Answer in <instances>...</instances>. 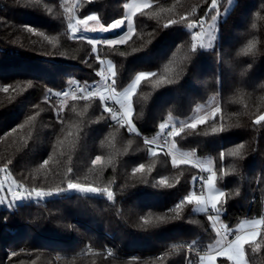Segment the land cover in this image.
I'll use <instances>...</instances> for the list:
<instances>
[{"label":"trees","instance_id":"trees-1","mask_svg":"<svg viewBox=\"0 0 264 264\" xmlns=\"http://www.w3.org/2000/svg\"><path fill=\"white\" fill-rule=\"evenodd\" d=\"M126 1L80 0L76 13H95L108 26L124 16ZM149 1L143 15L134 13L126 44L93 50L90 38L72 33L64 0H0V168L27 190H58L71 180L113 193L109 200L73 190L2 207L0 244L21 240L15 255L0 252V264H197L186 246L209 249L217 229L208 212L176 205L192 191L199 167L183 158L174 166L172 152L145 141L155 140L160 123H190L195 107L215 93L219 114L185 128L173 149L212 161L225 192L221 218L233 235L243 218L261 217L264 122L254 121L264 113V0H235L218 22L216 45L196 43L195 52L192 34L214 15L211 0ZM218 1L222 10L227 0ZM103 59L115 65L120 90L140 72L155 73L133 96L136 132L111 125L98 98L60 103L47 94L46 87L98 80ZM96 156L102 159L94 163ZM159 216L170 219L157 223ZM244 251L248 264H264L263 230ZM217 263L233 264L224 255Z\"/></svg>","mask_w":264,"mask_h":264},{"label":"snow or ice","instance_id":"snow-or-ice-1","mask_svg":"<svg viewBox=\"0 0 264 264\" xmlns=\"http://www.w3.org/2000/svg\"><path fill=\"white\" fill-rule=\"evenodd\" d=\"M211 6L213 8H216L217 6V0H211ZM129 7H133L129 5ZM140 9L141 15H143V9L146 7H150V4L145 2L143 5L136 6ZM96 19L94 16L89 15L86 19L83 20H77L76 24L83 26L84 29L88 28V21H92ZM215 19V17H213ZM172 23H175V21H172ZM69 27H72L73 30H76L75 25L69 24ZM189 28H196L197 24L196 22H193L192 24L188 25ZM30 31L32 29H29ZM103 31H116L121 30L120 34L113 37L104 39L103 41L95 40V39H88V43L93 46V50H95V46L99 43H103L105 45L109 46H116L121 44H126L131 38L132 34L134 32V29L131 24V20L128 19L127 21L125 19H117L114 22H112L108 27L104 28L102 27ZM92 31H95V29H92ZM202 37V33L200 31L195 32L192 39L194 41L200 40ZM81 40L85 39L86 37L81 34L79 37ZM200 47H211V43L204 45L203 43L200 44ZM191 50L195 52L197 50V44L193 43L191 45ZM99 59V57H97ZM103 63V61H101ZM109 70H110V76L111 79H109V76H103V70H101L100 75L103 76L106 83L104 84L103 89H95V90H85L84 88L80 89V98L81 99H92V98H98L101 102H103V112L108 114V119L116 121L117 123H121L122 126H125L127 128V131L129 132H135V125L132 122V113H133V101L132 97L136 93L137 86L140 85V83L143 80H146L147 78L154 76V72H140L139 75L136 76L135 81L132 83V85L126 89L124 92L120 93L117 92V84H116V77L117 72L115 71V65H112L109 61ZM9 89L8 87H4L3 91L7 92ZM51 92V89L48 90ZM107 93L105 95L104 93ZM62 93L57 92L55 95L60 96ZM64 96H68L69 93L64 92ZM73 99H76L75 96H73ZM108 101H113L115 104L119 105V108L116 110L113 109V107L109 106ZM220 112L219 108H215L211 113L210 116L215 118L216 114ZM207 117H198L194 121L188 124H183L180 128H168V125L166 123H160L159 129L163 132L167 129V135L169 137H178L180 136L185 128L195 129L199 124H202L205 122V119ZM31 119V117H30ZM262 122H264V114L259 115L254 123L259 125ZM220 131H224L223 126L220 127ZM213 131H216L214 128ZM145 143H152L151 141H145ZM165 144H167V141H165ZM243 147V145H241ZM155 151H152V155H155ZM233 155H236V152L232 153ZM223 155V153H221ZM102 159L100 156H96L94 163L99 162ZM47 160H44V163L47 164ZM172 163L174 166L177 165V159L175 156L172 157ZM180 163L187 164L189 163L186 159H181ZM196 167L197 165H193ZM144 164H140L135 171H142L144 169ZM5 169H0V171H5ZM69 172H71V169H69ZM207 172L210 173L207 177H201L198 178L206 191L201 190L200 194L198 195L196 191H193L190 195H187L183 198V200L180 201L176 205V208H180L184 203H187L189 205L195 204L198 206V210L201 212H207L209 208L213 210L216 213H219L220 208L218 205H221L222 200L225 198V192L222 190H219L215 187L216 184V173L209 167L207 169ZM13 184H16L15 181L12 182ZM65 190H78L80 192H87V193H106L107 198L109 200L113 199V193L111 191H108L107 189H97L91 186H86L80 183H74L71 180L67 183V189H58V192H63ZM0 191H7L11 193V198L13 201L16 200H25V199H32L35 198H42V197H49L53 195V192L51 191H45L42 188H32L30 190H20V185H16V187L13 189L12 187L5 188L4 184L0 182ZM5 202V197L0 196V204H3ZM168 219H170L167 216H159L156 218L157 223H164ZM208 219L213 222L212 227L215 228V225L217 222H219V215H209ZM149 220H145V224H149ZM257 223L264 224V221H251L249 222L250 227L254 226ZM223 231H217V235L221 238H224L228 235H233V232L229 229L227 224H222ZM241 229H243V225H241ZM258 235V233L253 230L250 232H243L241 231L240 234L235 235L234 240L227 241L225 245L219 250V252L216 253V255H224L226 250L228 253H230L227 256V259L232 261L233 264H245L244 256V245L249 244L253 241V239ZM15 255V253H13ZM203 259V257L201 258Z\"/></svg>","mask_w":264,"mask_h":264},{"label":"rangeland","instance_id":"rangeland-1","mask_svg":"<svg viewBox=\"0 0 264 264\" xmlns=\"http://www.w3.org/2000/svg\"><path fill=\"white\" fill-rule=\"evenodd\" d=\"M64 1H65V7L67 9V12L69 13L68 15L71 16L70 23L75 25V27H76L75 31L73 30L72 27H70V29H71V31H72V33L74 35L80 36L81 34H83L87 38L103 41L104 39L113 38V37H115V36L120 34L121 30L107 31V32L103 31L102 27L106 28L109 25L108 26H104L100 22L97 14H95V13L90 14V15L94 16L96 19H94L92 21H88V28L87 29H84L83 26H81V25H77L76 24L77 20H83V19L87 18V16L84 17V18H80L78 16V14L76 13V6L79 4L80 0H64ZM145 2H146V0H127L125 2V5H124L125 6V8H124V16L121 19H125L126 21L128 19H130L132 27L134 28V13L139 10V8L136 7V6L143 5V4H145ZM147 2L150 3L149 0H147ZM234 2H235V0H227L225 6L221 10V9H219L220 3L217 0V6H216V11H215L214 15L210 18V20H208L206 22V24H203L200 28H197L193 32L192 37L195 34V32H197V31H200L202 33L201 39L200 40H196L195 43H197V44L203 43L204 45H207V44L211 43V47H205V48H212V47H214L216 45L217 37H218V22H219L221 17L225 16L228 13L230 8L233 6ZM129 5H131L133 7L130 8ZM213 17H215V19H213ZM92 29H95V31H92ZM97 46H98V44L95 46V48ZM109 61H110L109 59H106V64L108 66V69H109ZM111 64L114 65L113 62H111ZM103 66H104V63H103ZM137 75H139V73L136 74L133 77V79L122 90H120V93L124 92L126 89H128L132 85V83L135 81V78H136ZM138 86H137V88H138ZM132 101H133V97H132ZM132 107H133V105H132ZM215 108H219L220 109V95H219V93L213 94L208 101L197 105L195 107V110H194L193 114L190 117H188L187 122L191 123L196 118L202 117V116L203 117H207L205 119V121L208 120L209 118H213V117L210 116V113ZM218 114L219 113H217L216 116ZM262 114H264V113H262ZM173 123H175V122H168L166 124L169 127V125H171ZM161 133H162V131L160 130L157 133V135L155 136V139L158 138V136ZM173 143L174 142L172 141V143H171L172 147H173ZM174 155L176 156V158L177 157L179 158V159H177V161H180L181 157H184L188 161L189 160L193 161L194 163H196V165L199 163V166H201L206 171H207V169L209 167L213 170V164H212V161L209 158H199V157H196L193 153L182 154L180 152H176V153H174ZM0 169H2V168H0ZM3 169H5V168H3ZM208 175H210V173H208ZM13 181L14 180L10 176V174L8 173L7 169L5 171H0V182H2L4 184L5 188L12 187L14 189L16 187V185H19L16 181H15L16 184H13L12 183ZM86 186H91V185H86ZM91 187L97 188L95 186H91ZM215 187L217 189H219V190H222L217 184H215ZM63 189H67V187H65ZM97 189H99V188H97ZM20 190L24 191L26 189L24 187L20 186ZM50 191L53 192L52 196H56V195H59L60 193H62V192H58V190H50ZM70 191H73V190H65L63 192L68 193ZM205 191H206V189H205ZM83 193H87V192H83ZM94 194H100V193H94ZM0 196L5 197V202L3 204H0V209L2 207H7L9 209H13L15 206H17V204H21L22 202H24V200L13 201L12 198H11V193L7 192V191H0ZM52 196H49V197H52ZM49 197H42V198L33 197L32 199H25V200H35V201H37V200H45L46 198H49ZM218 207L220 208V205H218ZM193 208H194V210L199 211L197 205L194 204ZM220 212H222L221 209H220L219 213H214L213 215H219V222H217V223H220L222 225L224 223L221 221V213ZM217 238L219 239V236ZM8 240H9V242L7 243V245H5L4 242L0 244V252L3 251V249H7L8 250L7 257L9 258L10 256L13 255V253H15L17 251L16 244L19 243L21 238L20 237L11 236ZM21 249L25 250V249H27V246L23 245V246H21Z\"/></svg>","mask_w":264,"mask_h":264},{"label":"built area","instance_id":"built-area-1","mask_svg":"<svg viewBox=\"0 0 264 264\" xmlns=\"http://www.w3.org/2000/svg\"><path fill=\"white\" fill-rule=\"evenodd\" d=\"M203 21H204V18L201 17L200 20L198 21V23L202 24ZM103 63H104V66L102 68L103 76H109V79H111L110 71H109L108 66L106 64V59H103ZM100 72H101V69H97V70L94 71V73L99 77V79L94 81V82H92V83H84V82L75 81L72 84H70V85H68V86H66V87H64L62 89H59V90L46 87L47 88V94H48V96L50 98L56 99L58 102L63 103L66 99L72 98L73 96H75L76 98H80V89L81 88H84L86 91L89 90V89H91V90L103 89L104 84L106 83V81L104 80L103 76L100 75ZM49 89H51V92L48 91ZM116 90H117V92H120V89L118 88V86H117ZM57 92H60L62 94L60 96H57V95H55ZM64 92L69 93V95L68 96H64L63 95ZM104 94L107 95L106 92ZM108 104H109V106L113 107L114 110L119 108V105L115 104L113 101H108ZM102 105H103V102H102ZM114 123H117V122L111 120L110 124L112 125ZM168 128L171 129V128H177V127L173 125V126H169ZM172 138L173 137H169L167 135V129H166L163 132V134H162V136H161V138L159 140H151V142L157 144L160 147L165 148L166 150H168V151H170V152H172L174 154L177 151H175L173 149V147H172V144H171L172 143L171 142ZM165 141H167V144H165ZM181 158L185 159L184 157H181ZM197 165L199 167V171L196 174L195 181L193 183V189L188 195H190L193 191H196L198 194H200L201 190L205 191V188H204L202 182L198 178L207 177L208 176V172L206 170H204L201 166H199V163ZM207 212L210 215H213L215 213L213 210H211V208H209V210ZM261 219H262V221H264V211L261 214ZM217 228H218L219 231H223L221 224L219 226H217ZM261 230L264 231V224L261 225ZM228 237H229V235L226 236V238H228ZM164 252H165V250H162V251L156 252L155 254L157 256H161ZM186 252H187L188 255L189 254L195 255L198 258V261H199V259H201L203 257V254L206 253V250L203 249L202 247L193 248V247H190V246H186Z\"/></svg>","mask_w":264,"mask_h":264},{"label":"crops","instance_id":"crops-1","mask_svg":"<svg viewBox=\"0 0 264 264\" xmlns=\"http://www.w3.org/2000/svg\"><path fill=\"white\" fill-rule=\"evenodd\" d=\"M162 133L155 140H158L159 137L162 135ZM221 221L223 222L222 218H221ZM251 221H262V219H261V217L243 218L239 222V224L233 229L235 231L234 235L232 237H228V238H226V237L221 238L220 236H219V239L216 238L214 240V242L210 245L209 249L206 250V253L203 254V259H199L197 264H218L217 263L218 255H216V253L219 252V250L225 245V243L227 241L234 240L235 235L240 234L241 231L250 232V231L255 230L258 233V235H259L260 232H261V225L262 224L261 223H257L254 226L250 227L249 222H251ZM219 225H220V223H216V225H215L217 231H219L218 228H217V226H219ZM241 225H243V229H241ZM258 235L253 240H255L258 237ZM229 254L230 253H228L227 250H226L224 256H228ZM244 261H245V264H248L246 259H245V256H244Z\"/></svg>","mask_w":264,"mask_h":264}]
</instances>
